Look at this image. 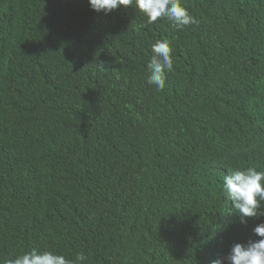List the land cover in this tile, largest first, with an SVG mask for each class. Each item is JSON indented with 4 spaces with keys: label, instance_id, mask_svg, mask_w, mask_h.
I'll list each match as a JSON object with an SVG mask.
<instances>
[{
    "label": "trees",
    "instance_id": "16d2710c",
    "mask_svg": "<svg viewBox=\"0 0 264 264\" xmlns=\"http://www.w3.org/2000/svg\"><path fill=\"white\" fill-rule=\"evenodd\" d=\"M181 4L183 29L134 5L0 0V264H212L258 239L264 215L240 223L223 178L264 170V0Z\"/></svg>",
    "mask_w": 264,
    "mask_h": 264
},
{
    "label": "clouds",
    "instance_id": "9594fccd",
    "mask_svg": "<svg viewBox=\"0 0 264 264\" xmlns=\"http://www.w3.org/2000/svg\"><path fill=\"white\" fill-rule=\"evenodd\" d=\"M89 7L96 13L109 15L121 6H135L147 17L148 23L166 18L178 29L197 23L181 0H88ZM173 49L168 40H157L151 45V57L147 62L148 83L157 90L165 86L166 72L173 70ZM223 192L233 205V211L239 222L247 223V218L264 215V170L255 167L230 170L223 178ZM253 233L258 239L247 243H235L226 257L220 256L212 264H264V223L257 224ZM83 254L75 260L52 251L40 252L36 249L10 258L4 264H82Z\"/></svg>",
    "mask_w": 264,
    "mask_h": 264
}]
</instances>
